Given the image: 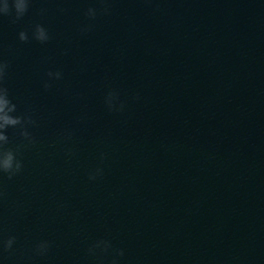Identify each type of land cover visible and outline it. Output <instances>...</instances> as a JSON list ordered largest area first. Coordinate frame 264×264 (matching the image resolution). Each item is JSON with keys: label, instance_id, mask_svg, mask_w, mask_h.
Returning <instances> with one entry per match:
<instances>
[{"label": "clouds", "instance_id": "clouds-1", "mask_svg": "<svg viewBox=\"0 0 264 264\" xmlns=\"http://www.w3.org/2000/svg\"><path fill=\"white\" fill-rule=\"evenodd\" d=\"M32 0H0V19L9 18L13 24L20 22L29 11V6ZM104 5L102 8L89 7L86 11V16L90 21H95L98 15H109L110 8L107 6L109 0H99ZM47 10L41 9L43 15ZM93 24L89 23L81 27L82 34L90 32ZM18 39L21 42H29L30 39L35 40L41 44H46L51 36L48 30L42 24H35L31 28V36L29 31L21 30L18 32ZM10 63L0 57V178L7 177L12 180L14 177L20 175L24 169V162L21 158L23 151L35 147L37 139L30 131L31 128L38 127V120L35 118L30 108L26 109L20 114L18 113V106L10 98L9 89L6 85L8 76V69ZM47 79L42 82L44 90H49L53 86V81H59L63 78V73L59 70L48 71L46 73ZM139 99V95L133 97ZM104 105L109 112L123 113L126 104L121 100L120 92L117 89H109L104 96ZM16 129L20 138L19 142L14 147H9L11 140L8 135V129ZM74 136V132L70 129L64 130L61 133V140L65 144L70 142ZM65 155L71 158L75 155L71 147L65 148ZM107 159L106 153L100 154V164L91 169L88 173L89 181H96L103 177L104 167L103 163ZM6 197L3 185L0 184V202ZM16 243L14 235L9 236L6 240H0V251L11 252ZM51 242L48 240H41L36 243L33 252L37 256H46L51 248ZM89 257L97 261V264H104L108 259V264H120V258L124 256L123 249L114 248L111 240L101 238L92 242L87 248Z\"/></svg>", "mask_w": 264, "mask_h": 264}]
</instances>
